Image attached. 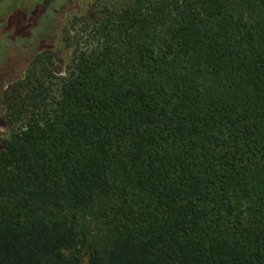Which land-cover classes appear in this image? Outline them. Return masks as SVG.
<instances>
[{"label":"trees","instance_id":"1","mask_svg":"<svg viewBox=\"0 0 264 264\" xmlns=\"http://www.w3.org/2000/svg\"><path fill=\"white\" fill-rule=\"evenodd\" d=\"M21 3L77 46L0 95V264H264V0Z\"/></svg>","mask_w":264,"mask_h":264},{"label":"rangeland","instance_id":"2","mask_svg":"<svg viewBox=\"0 0 264 264\" xmlns=\"http://www.w3.org/2000/svg\"><path fill=\"white\" fill-rule=\"evenodd\" d=\"M19 2H26L24 6H32L36 4V0H0V25L5 26L9 20L14 19L16 26H9L6 30V38L3 40L0 37V95L8 86V82L12 79L19 78L26 70L29 60L34 52L41 44H50L55 51V70L58 76L65 75L68 69L76 43L69 44L66 40L67 27L64 25L54 24L49 29L48 33L43 37L32 33L34 24H43L42 17L38 16L35 19L25 18L18 23L17 12L15 9L19 8ZM22 8V3L20 4ZM40 10V9H39ZM3 28H0V31ZM76 31L74 30L72 34ZM39 34V33H38ZM43 36V35H42ZM2 117V108L0 107V119ZM7 130L0 127V138L7 137Z\"/></svg>","mask_w":264,"mask_h":264}]
</instances>
